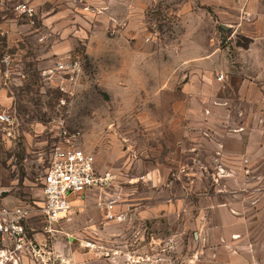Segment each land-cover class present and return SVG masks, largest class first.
I'll return each instance as SVG.
<instances>
[{"label": "rangeland", "instance_id": "374dc122", "mask_svg": "<svg viewBox=\"0 0 264 264\" xmlns=\"http://www.w3.org/2000/svg\"><path fill=\"white\" fill-rule=\"evenodd\" d=\"M192 1L0 0V111L14 117L0 205L28 208L35 246L0 237V264H223V245L244 258L264 242V9L230 24ZM73 55L65 93L54 68ZM59 143L113 182L48 233L41 177Z\"/></svg>", "mask_w": 264, "mask_h": 264}, {"label": "built area", "instance_id": "2783aa9c", "mask_svg": "<svg viewBox=\"0 0 264 264\" xmlns=\"http://www.w3.org/2000/svg\"><path fill=\"white\" fill-rule=\"evenodd\" d=\"M18 15H23L34 23L35 9L28 3H20L15 6ZM80 59L78 55L69 56L60 60L55 65V74L62 81L59 82L60 91L68 90L63 82L74 84L80 72ZM224 78L223 73L217 76V81ZM0 124L11 135V127L14 117L8 111H0ZM66 134V131H63ZM43 202L40 213L43 219V229L51 233L55 226L65 218L71 206L72 199L87 191L108 189L113 182V176L109 172L98 173L95 170L92 158L80 147L73 143L54 145L50 153L45 173L41 177ZM109 207L112 208L113 201ZM29 210L24 206L0 205V237L11 243L14 251H35L33 239L28 229ZM113 215L109 211L108 218Z\"/></svg>", "mask_w": 264, "mask_h": 264}, {"label": "crops", "instance_id": "0c3cea01", "mask_svg": "<svg viewBox=\"0 0 264 264\" xmlns=\"http://www.w3.org/2000/svg\"><path fill=\"white\" fill-rule=\"evenodd\" d=\"M192 2L194 5H200L198 9H211L214 12H218V15L229 13L236 20L234 23L228 22L230 24L238 23L237 18L239 11H244V14L247 15L244 19H247L249 22H253L254 24L259 23L261 15H263L262 10L264 9V0H194ZM242 22L243 21H241V23ZM219 82L220 81H218V84ZM225 106H227V103L218 102V110H223ZM233 239H235V237H233ZM223 248H225L228 252V258L223 264H264V262L260 261V256L256 254L259 252V250H264V242H259L258 244L254 245V248H252V254L246 253V257L244 258H242L238 251H234L233 249L247 250V247L234 244L232 247L223 245ZM263 257L264 255L262 254V259H264ZM238 258L242 259V263L237 261Z\"/></svg>", "mask_w": 264, "mask_h": 264}, {"label": "water", "instance_id": "95a60500", "mask_svg": "<svg viewBox=\"0 0 264 264\" xmlns=\"http://www.w3.org/2000/svg\"><path fill=\"white\" fill-rule=\"evenodd\" d=\"M104 99H107V96L106 95H104Z\"/></svg>", "mask_w": 264, "mask_h": 264}]
</instances>
